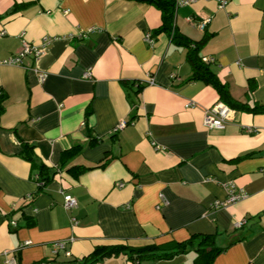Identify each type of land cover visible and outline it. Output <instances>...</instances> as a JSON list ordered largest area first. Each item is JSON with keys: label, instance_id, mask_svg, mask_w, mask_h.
Listing matches in <instances>:
<instances>
[{"label": "crops", "instance_id": "0c3cea01", "mask_svg": "<svg viewBox=\"0 0 264 264\" xmlns=\"http://www.w3.org/2000/svg\"><path fill=\"white\" fill-rule=\"evenodd\" d=\"M161 25L134 0H0V264H194L203 247L264 264V113L206 127L219 94ZM175 26L235 102L264 105V0L197 1ZM25 42L40 59L4 63ZM40 165L52 180L32 198ZM228 184L248 197L216 209ZM116 245L155 249L90 258Z\"/></svg>", "mask_w": 264, "mask_h": 264}, {"label": "trees", "instance_id": "16d2710c", "mask_svg": "<svg viewBox=\"0 0 264 264\" xmlns=\"http://www.w3.org/2000/svg\"><path fill=\"white\" fill-rule=\"evenodd\" d=\"M137 2L146 3L148 5L154 6L161 11L162 14V25L158 28L154 33V35H159L161 33H167L171 36L172 41L180 46H187L190 48L188 54V60L190 61L191 65L193 66L194 73L190 78L192 80H202L208 85L212 86L219 94L220 101L227 105L229 108L235 111L247 112V113H264V105L256 106L254 108H250L249 106L239 104L235 102L228 91L227 85L222 84L218 77L214 74V72L210 68V62H204L202 59L198 57V44L193 47L192 43L189 40H186L185 36L180 34L175 26V19H176V0H134ZM209 63V64H208ZM5 95L0 92V116L3 114V102H4ZM77 148H73L63 154L64 160L66 158H70L75 156L79 153ZM105 164H99L92 168H86L82 171L103 167ZM41 172L37 176V184L38 190L35 195L32 196L34 198L36 195L40 194L41 191L48 186V184L52 180V175H50L47 170L45 169L44 165H40ZM77 169L79 167H73L69 169V172ZM83 168V167H81ZM46 171V172H44ZM56 174V173H54ZM243 226V225H242ZM205 238V237H204ZM203 238V239H204ZM176 247H178L176 245ZM155 248L146 247V248H132V247H125V246H102L98 247L91 255L90 258L93 259L95 262H99L107 257L111 256H119L123 253V251L129 252L131 255H136L137 259H141L144 257L148 252H151ZM198 256L194 264H212L214 257L220 252L219 249H211L210 252L206 248H200L198 251ZM94 262V263H95Z\"/></svg>", "mask_w": 264, "mask_h": 264}, {"label": "built area", "instance_id": "2783aa9c", "mask_svg": "<svg viewBox=\"0 0 264 264\" xmlns=\"http://www.w3.org/2000/svg\"><path fill=\"white\" fill-rule=\"evenodd\" d=\"M197 1H201V0H176V8L179 9L181 7H185ZM216 1L221 7H225L230 2V0H216ZM146 41L150 45H153L154 43L153 39L150 36L147 37ZM43 54H44V50L37 49L36 47H33L29 43L25 42L21 52L18 53L15 57L5 61L4 63L10 64V65H21L23 62V59L26 56L35 55L36 60H39ZM206 62H211V61L206 60ZM45 78H46V74L41 73L40 80L44 81ZM232 114L233 112L231 108H229L227 105L223 103H218L212 108L208 109L204 124L209 129H224L226 125L228 124V122L231 120ZM123 127H125V123H122L117 128V130L122 129ZM120 186L122 187L124 186V184L120 183ZM226 188L229 191V197L226 201L216 202L214 205L216 209H222V208L228 207L248 197V194L245 190L237 189L235 185L233 184L226 185ZM77 206H78V202L73 196L64 195V207L66 210H72L74 208H77ZM73 221L75 220L73 219ZM242 225H243V222L237 223L238 227H241ZM29 244L30 242H27L25 245H29ZM59 249L65 250L66 243L65 242L56 243L54 252L57 253ZM67 255H70V253L67 252ZM6 264H18V263L13 258V259H8Z\"/></svg>", "mask_w": 264, "mask_h": 264}]
</instances>
